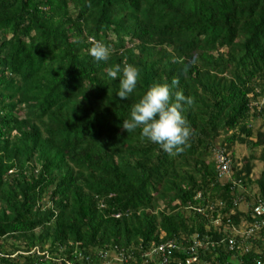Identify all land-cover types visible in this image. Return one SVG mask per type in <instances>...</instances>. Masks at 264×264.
I'll return each mask as SVG.
<instances>
[{"label":"trees","instance_id":"trees-1","mask_svg":"<svg viewBox=\"0 0 264 264\" xmlns=\"http://www.w3.org/2000/svg\"><path fill=\"white\" fill-rule=\"evenodd\" d=\"M125 63L140 76L121 100L106 70ZM174 77L192 136L169 154L122 124ZM257 202L264 0H0V264H264Z\"/></svg>","mask_w":264,"mask_h":264},{"label":"clouds","instance_id":"clouds-1","mask_svg":"<svg viewBox=\"0 0 264 264\" xmlns=\"http://www.w3.org/2000/svg\"><path fill=\"white\" fill-rule=\"evenodd\" d=\"M89 41V54L98 62L107 61L109 47L95 37H90ZM106 71L113 80L120 76L116 95L121 100H127L137 87L139 69L125 63L123 66L116 64L108 67ZM178 85V77H174L171 83H154L131 107L130 117L123 120L122 128L128 133L140 129L142 137L158 144L169 154L183 152L192 136L191 126L183 113L186 106L193 105L194 100L182 91L173 92Z\"/></svg>","mask_w":264,"mask_h":264},{"label":"built area","instance_id":"built-area-1","mask_svg":"<svg viewBox=\"0 0 264 264\" xmlns=\"http://www.w3.org/2000/svg\"><path fill=\"white\" fill-rule=\"evenodd\" d=\"M213 159L215 163V171L218 177H222L228 172V160L226 159V156L221 151H214L213 152ZM253 212L261 217V221L264 222V205L261 202H257L252 207ZM230 242V241H229ZM173 247V243L171 241H166L165 243H162L158 246L159 249H169ZM189 260H193V258L187 259L186 262ZM71 264V263H68Z\"/></svg>","mask_w":264,"mask_h":264},{"label":"rangeland","instance_id":"rangeland-1","mask_svg":"<svg viewBox=\"0 0 264 264\" xmlns=\"http://www.w3.org/2000/svg\"><path fill=\"white\" fill-rule=\"evenodd\" d=\"M259 124H260V121L259 120H255L253 122V125H255L253 128L258 127L257 125H259ZM253 135H254V133H253ZM250 138L253 139L252 136ZM233 150H234V159L236 160L238 165H241L243 160H245V159L249 160L248 156L250 154H249V150H248V148H247V146L245 144H243V143H235L233 145ZM258 152H259V150H258V148H256V150H253V152H251V153L256 156L258 154ZM250 164H253V168H252L251 172H253L255 175H257L259 170H260V168H261V162L258 159H254L253 158V159H250ZM239 206L241 208H243L241 203L239 204ZM112 254H113V252L111 251L110 255H112Z\"/></svg>","mask_w":264,"mask_h":264},{"label":"bare ground","instance_id":"bare-ground-1","mask_svg":"<svg viewBox=\"0 0 264 264\" xmlns=\"http://www.w3.org/2000/svg\"><path fill=\"white\" fill-rule=\"evenodd\" d=\"M193 258V257H192ZM187 259H190V258H187ZM194 259V258H193ZM190 261V260H189Z\"/></svg>","mask_w":264,"mask_h":264}]
</instances>
